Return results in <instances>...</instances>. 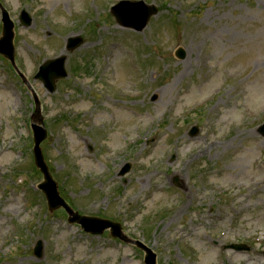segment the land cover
Returning <instances> with one entry per match:
<instances>
[{
  "label": "rangeland",
  "instance_id": "obj_1",
  "mask_svg": "<svg viewBox=\"0 0 264 264\" xmlns=\"http://www.w3.org/2000/svg\"><path fill=\"white\" fill-rule=\"evenodd\" d=\"M114 1L0 0L16 31V67L0 59V264H144L135 245L48 211L36 99L45 158L76 211L121 222L158 264H264V38L250 47L264 0H144L160 12L140 33L116 23ZM76 34L85 44L68 53ZM63 53L69 76L50 94L34 75ZM237 242L250 249L225 248Z\"/></svg>",
  "mask_w": 264,
  "mask_h": 264
},
{
  "label": "water",
  "instance_id": "obj_2",
  "mask_svg": "<svg viewBox=\"0 0 264 264\" xmlns=\"http://www.w3.org/2000/svg\"><path fill=\"white\" fill-rule=\"evenodd\" d=\"M126 9H136L139 11V16L136 19H127L125 17ZM158 12V9L155 6H146L142 2H122L116 8H114L113 13L116 15L118 21L127 27H132L136 30H143V28L147 25L150 17ZM24 13L23 19L25 23H28L29 20ZM14 25L9 21L8 16H6L4 21V33L3 37L0 40V53L6 56L14 63ZM83 42L81 37L72 38L69 40V49H75L80 46ZM179 57L184 56V52L180 49L177 52ZM65 61L66 56H62L56 60L47 61L42 67L41 72L38 74V78L42 79L49 89V91L53 92L56 88L55 80L61 77H65L67 72L65 70ZM37 120L42 126H39L36 123L32 124V128L34 131V153H35V161L37 167L44 174V181L39 184V188L43 190L48 198L50 211L58 209L60 207H64L68 213L70 214L69 221L80 223L86 231L91 233L101 234L107 228H111V232L115 237H119L122 240L128 241V239L123 235L122 228L120 224L113 223L111 221L95 218V217H87L80 216L77 212H74L64 199L60 196L58 191V186L56 182L53 180L52 176L49 173L48 167L44 160L41 143L47 137V130L43 125V118L40 115V106L37 104V112L36 115ZM260 133L264 135V125L259 129ZM198 133V129L195 128L193 135ZM130 169V166L124 168L121 174H125ZM138 246L146 251L145 261L147 264H157L156 255L146 246L142 245L138 242ZM236 248H241V246H237ZM242 248H244L242 246ZM34 253L37 257L41 258L43 256V242L39 240L34 248Z\"/></svg>",
  "mask_w": 264,
  "mask_h": 264
},
{
  "label": "bare ground",
  "instance_id": "obj_3",
  "mask_svg": "<svg viewBox=\"0 0 264 264\" xmlns=\"http://www.w3.org/2000/svg\"><path fill=\"white\" fill-rule=\"evenodd\" d=\"M264 38V32L260 35V34H256V36L251 40V45H250V47L252 48V46H255L256 47V41L258 40V39H260V38ZM257 39V40H256ZM215 56H214V54H210L209 55V59L210 60H213V58H214ZM255 91H257V93L260 91L261 93H262V90L261 89H256ZM250 154H251V152H248V154H246L247 156L246 157H249L250 156ZM260 170H262V174H263V176H262V178H261V180L258 182L259 184H261V185H264V168H262V169H260Z\"/></svg>",
  "mask_w": 264,
  "mask_h": 264
}]
</instances>
